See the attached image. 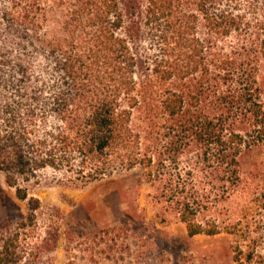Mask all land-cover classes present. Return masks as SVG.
Instances as JSON below:
<instances>
[{"label": "trees", "instance_id": "1", "mask_svg": "<svg viewBox=\"0 0 264 264\" xmlns=\"http://www.w3.org/2000/svg\"><path fill=\"white\" fill-rule=\"evenodd\" d=\"M135 168L190 236L230 234L235 264H264V0H0V171L18 197L48 170L80 185ZM234 198L236 218L217 212Z\"/></svg>", "mask_w": 264, "mask_h": 264}, {"label": "rangeland", "instance_id": "2", "mask_svg": "<svg viewBox=\"0 0 264 264\" xmlns=\"http://www.w3.org/2000/svg\"><path fill=\"white\" fill-rule=\"evenodd\" d=\"M40 176L20 199L0 171V250L17 238L14 264H235L234 237L190 236L141 168L80 185L51 170ZM239 204L234 198L231 211L217 212L236 218ZM250 212L251 227L264 232V198Z\"/></svg>", "mask_w": 264, "mask_h": 264}]
</instances>
